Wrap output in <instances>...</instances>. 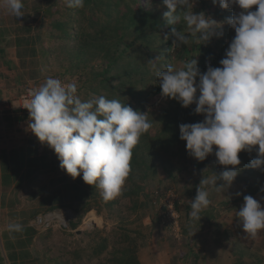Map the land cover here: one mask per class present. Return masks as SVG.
I'll return each instance as SVG.
<instances>
[{
  "label": "trees",
  "instance_id": "obj_1",
  "mask_svg": "<svg viewBox=\"0 0 264 264\" xmlns=\"http://www.w3.org/2000/svg\"><path fill=\"white\" fill-rule=\"evenodd\" d=\"M37 1L40 3L38 11L41 14H38L43 18V25L45 18L50 17L49 25L52 26L48 37L45 32L43 42L51 38V42L46 44L47 69H57L61 72L57 76L62 75L67 77L68 83H75L82 101L101 95L107 99H117L133 110L147 114L152 126L132 150L131 172L121 194L107 202L101 197L100 189L84 182L82 173L80 177L72 178L62 169L55 151L45 144L40 149L37 141H30L29 146L22 150L1 152L0 173L1 177L7 178L1 181V192L11 194L16 190L23 191L21 194L37 199L30 220L63 209H69L75 216L69 221L68 229L59 230L63 238L55 247L47 244L54 229L40 233L27 221L22 232L14 233L19 247H33L32 252H21L20 264H143L140 254L148 245L155 224L133 228L131 225L134 222L128 220L131 215H137L135 221L142 224L148 217V209L152 207L154 211L155 198L147 192V186L158 175L160 168L173 183L178 177H190L184 185V197L189 200L185 210H181V199L175 202L185 245L192 248L194 243H202L199 235L205 232H211L216 238L227 242L231 232L221 229L220 210L234 211L237 216L244 204V196L264 195V191H261L264 189V170L248 167L257 153L242 151L239 154L241 165L234 183L243 185L245 190L239 195L237 193L238 196L210 204L201 212V220L193 222L190 218L191 201L197 195L201 180L204 176L219 175L225 166L217 163L214 153L202 162L189 155L186 141L180 139L179 125L202 122L205 117L195 112V104L185 108L176 100L163 97L156 71L166 70L169 64L178 69L184 62L195 58L202 73L207 71L209 65L221 67L219 62L225 57L235 30L225 24L223 36L213 37L207 44L172 48V40L165 39V33H170L171 29L164 22L163 12L168 9L163 5V0H85L82 9L70 8L64 0ZM193 11L204 12L206 16L221 22L241 9L238 6L222 9L212 0H196ZM176 27L188 32L183 21ZM49 44L52 46L49 47ZM157 58L160 59L156 62V68L148 64L149 60ZM160 97L163 99L157 104ZM18 112L16 122L25 119L29 122V115L24 110ZM53 171L62 172L63 176L51 179L49 185L43 184L44 176ZM11 176L14 177L15 188L11 186ZM60 183L63 184L62 188L58 187ZM221 183L223 181H218V184ZM213 191L214 195L219 194L214 188L211 189ZM165 195L166 192H160L159 198ZM141 197H144V201ZM209 199L212 201V195H209ZM122 203L128 204L126 214L118 209ZM4 204L1 202L5 207ZM20 204L18 197L13 200L11 196L7 206L16 209ZM102 206H106L111 217L116 216L118 220L110 233L102 236V230L97 227L79 232L88 213L95 211L102 216ZM162 209L165 210V207ZM154 213V220L160 222V211ZM237 220L240 222L238 217ZM236 228L242 230L240 224ZM70 238L75 240L69 246ZM232 255L237 256L236 264H264L261 253L246 248L234 249ZM193 256L195 261L199 260V256ZM14 257L11 256V259ZM245 258L250 261L246 262ZM13 264L19 263L13 261Z\"/></svg>",
  "mask_w": 264,
  "mask_h": 264
},
{
  "label": "clouds",
  "instance_id": "obj_2",
  "mask_svg": "<svg viewBox=\"0 0 264 264\" xmlns=\"http://www.w3.org/2000/svg\"><path fill=\"white\" fill-rule=\"evenodd\" d=\"M64 2L75 9L85 4V0ZM212 2L222 9L238 6L241 11L218 22L204 12H194L196 0H163L168 9L163 12L164 22L171 29L165 39L172 40V48L207 44L223 36V26L230 25L235 36L219 62L221 67L209 65L202 73L195 58L178 69L169 64L166 70L156 71L163 97L185 108L195 104V112L205 117L202 122L179 125L189 155L202 162L214 153L217 163L225 166L219 175L201 180L191 201L193 222L201 220V212L211 203L207 186L220 191L233 185L242 151H255L257 156L248 167L264 170V0ZM3 6L15 18L25 15L23 0H3ZM181 21L187 33L176 27ZM159 59L148 64L156 68ZM77 91L75 83L46 77L26 102L29 128L55 151L60 167L72 178L82 173L86 184L100 189L103 200L111 201L121 194L131 172L132 150L152 125L147 114L117 99L101 95L82 101ZM237 217L245 238L255 239L264 230V207L251 195L244 196ZM7 230L20 233L23 225L9 223Z\"/></svg>",
  "mask_w": 264,
  "mask_h": 264
},
{
  "label": "rangeland",
  "instance_id": "obj_3",
  "mask_svg": "<svg viewBox=\"0 0 264 264\" xmlns=\"http://www.w3.org/2000/svg\"><path fill=\"white\" fill-rule=\"evenodd\" d=\"M37 11V10H36ZM41 14V12H39ZM45 24L44 29L45 32L48 35L52 31L51 24L49 25V22H51L50 17L45 18ZM2 36V35H0ZM51 38H49L45 43H41L40 45V55L42 58V61H45V56L47 53V43ZM52 46V44H49V47ZM180 66V64H178ZM49 76L58 78L63 83L67 82V77L64 76H57L60 71L57 69H47ZM51 71V72H50ZM163 99V97H160L157 99V104H160V101ZM43 148V144L40 142V149ZM2 154L0 153V160H1ZM160 168V167H159ZM193 169V167H191ZM60 176H63V173H58L57 171H53L51 174L44 176L43 184L49 185V182L51 179H58ZM2 179H7L5 176L1 177ZM14 177L11 176V185H15ZM186 180H190L189 175H185L184 179L181 177H178L177 180L173 183L170 181V178L168 177V174L165 173L161 168L158 170V175L149 181L147 186V192L150 193L153 198H155L154 192H166L168 194L169 191L174 192L176 195V198H178V201L181 199V210H185L186 204L189 202L188 199L184 197L185 188L184 185ZM1 184V183H0ZM62 183L58 185L59 188H62ZM14 186V188H15ZM211 187H209V195H212V201L210 204L215 205V203L221 199L233 198L235 196H238L237 193L243 192L245 189L243 185H236L233 182V185L227 189L225 188L220 190L218 195H214V191L211 192ZM15 190V189H14ZM13 190V191H14ZM23 191H15V194L18 196L22 195ZM212 193V194H210ZM14 194V193H13ZM11 195V194H10ZM26 196V195H25ZM163 197V196H162ZM14 200V197H12ZM256 199L262 207H264V195H258L253 197ZM26 199V198H24ZM144 201V197L140 198ZM12 200V199H11ZM156 200V199H155ZM167 197H163L161 200H156L154 202L153 207L155 208L154 211L152 207L148 209V217H146L143 220V223L140 224L137 220V215H131L128 222L131 221L133 224L131 225L133 228H138L142 225V227H149L152 224H155V228L153 229V234L148 242V245L143 249V251L140 254V260L143 262V264H236L237 262V256L232 255L234 249L240 248H246L248 250H251L253 252H256L258 254L261 253V255L264 257V230L261 231L260 234L255 239H249L245 238L246 233H244L241 222H238L237 216L235 212H226L223 210H220L221 217L219 219V223L221 225L222 230H229L231 232L230 238L227 240V242H223L222 238L215 237L214 234L211 232H205L201 233L199 235V240L202 241V243H194L193 247H188L185 245L184 240L181 236V229H176L172 224V219L170 218V215L168 211L161 210V207L163 208L164 204L168 205V202H166ZM156 203V204H155ZM244 203V202H243ZM5 205V204H4ZM128 205V204H127ZM125 203H122L121 207H118V209L122 210L120 211L122 214L127 213V206ZM6 206V205H5ZM27 206H36V202H27ZM23 206L22 208H24ZM168 208V206H166ZM6 208L1 205L0 203V228H5L3 226L8 225L9 221L5 218L4 210ZM206 209V208H205ZM160 211L161 214V221L156 222L155 219V213L156 211ZM64 211L70 212V215H67L66 217L68 219H74L75 216L72 214V212L69 209H63L58 210V214H62ZM102 216L98 215L95 211H92L88 213L84 219L83 225L81 226L79 231H83L90 228H99L102 230L101 235L105 236L114 227V225L117 224L118 220L116 216L110 215L109 209L106 206H102ZM114 213H112L113 215ZM107 218V219H105ZM237 224L241 225V231L237 230ZM180 227V226H179ZM175 228V229H174ZM60 229L55 228L54 234L52 238L47 242L48 245L56 246V244H59L63 235L59 231ZM147 231H145L146 233ZM180 232V233H179ZM6 239L7 235L5 233L1 234L0 232V238ZM65 237V236H64ZM74 238H70L68 240V245L70 246L71 243H73ZM75 242V241H74ZM86 244V243H85ZM72 245V244H71ZM260 248L262 251H260ZM4 253H2L3 255ZM199 256L198 261H195L194 256ZM5 259V257H4ZM6 259H8V256H6ZM246 262H249L250 259L245 258ZM146 262V263H145ZM6 264V262H4ZM3 264V263H1Z\"/></svg>",
  "mask_w": 264,
  "mask_h": 264
},
{
  "label": "crops",
  "instance_id": "obj_4",
  "mask_svg": "<svg viewBox=\"0 0 264 264\" xmlns=\"http://www.w3.org/2000/svg\"><path fill=\"white\" fill-rule=\"evenodd\" d=\"M23 3L25 15L15 18L7 14L3 0H0V153L12 149L22 150L29 146L30 141H37L40 146L38 137L29 131L28 119L16 122L20 109L29 115L25 106L30 94L49 76L46 61H42L39 50L45 37L44 21L38 14L40 3L37 0H23ZM11 186L14 187V184ZM17 195L12 192L11 195L10 192L2 194L0 188V203H6L5 218L9 223H20L23 226L29 221L28 225L32 226L35 219L29 218L37 204L35 207L27 206V202L34 203L38 200L25 194ZM11 196L18 197L21 202L16 209L7 206ZM23 206L25 207L22 208ZM7 226L5 224V228H0L1 234L7 235L6 239L0 238V264H13V261L20 264L21 252H32L33 247H19L16 236L9 233ZM12 254L15 257L11 259Z\"/></svg>",
  "mask_w": 264,
  "mask_h": 264
},
{
  "label": "built area",
  "instance_id": "obj_5",
  "mask_svg": "<svg viewBox=\"0 0 264 264\" xmlns=\"http://www.w3.org/2000/svg\"><path fill=\"white\" fill-rule=\"evenodd\" d=\"M29 131L31 132L30 128H29ZM32 134H34V133H32ZM159 194H160V192H158V191L154 192L156 200H158V199L161 200L163 198V197L159 198ZM165 196L167 197L166 202H168V205L164 204L165 211L166 210L168 211L170 218L173 221L171 224V227L174 224V227L176 229L178 228V231H179V228H180L179 227L180 226L179 213L175 208V202L178 201V198H176L175 193L171 192V191H169L168 194L166 193ZM156 200H155V202H156ZM166 206H168V208H166ZM67 215H70V212L64 211L62 214H58L57 211H53V212H49L46 214H42V215H39L35 218V220L32 223V226L36 230L41 231V232H45L49 229H55V228H58L60 230H66L69 227L68 223L70 221V219H68L66 217Z\"/></svg>",
  "mask_w": 264,
  "mask_h": 264
},
{
  "label": "water",
  "instance_id": "obj_6",
  "mask_svg": "<svg viewBox=\"0 0 264 264\" xmlns=\"http://www.w3.org/2000/svg\"><path fill=\"white\" fill-rule=\"evenodd\" d=\"M79 232H81V231H79Z\"/></svg>",
  "mask_w": 264,
  "mask_h": 264
}]
</instances>
